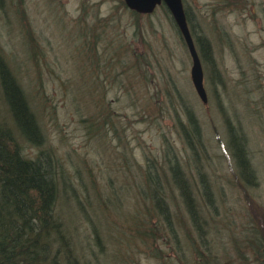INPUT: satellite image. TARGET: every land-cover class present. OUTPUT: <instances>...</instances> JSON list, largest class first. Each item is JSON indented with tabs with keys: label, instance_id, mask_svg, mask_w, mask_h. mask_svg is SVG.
Instances as JSON below:
<instances>
[{
	"label": "rangeland",
	"instance_id": "obj_1",
	"mask_svg": "<svg viewBox=\"0 0 264 264\" xmlns=\"http://www.w3.org/2000/svg\"><path fill=\"white\" fill-rule=\"evenodd\" d=\"M262 1L183 0L199 54L202 38L215 60H202L204 103L166 5L138 13L124 0H0V48L45 136L22 141L23 150L50 153L55 211L78 264H264ZM0 113L10 123L1 94ZM233 135L252 179L239 171ZM175 163L202 206L203 234ZM149 171L165 189L169 219L146 193Z\"/></svg>",
	"mask_w": 264,
	"mask_h": 264
},
{
	"label": "trees",
	"instance_id": "obj_2",
	"mask_svg": "<svg viewBox=\"0 0 264 264\" xmlns=\"http://www.w3.org/2000/svg\"><path fill=\"white\" fill-rule=\"evenodd\" d=\"M185 11L189 22L191 17L186 8ZM199 46L200 57L214 62L210 44L199 38ZM0 94L10 118L9 123L0 113V264H78L71 237L55 211L59 180L50 153L44 155L42 152L36 158L24 153L22 141L40 145L45 136L37 111L1 48ZM189 119L196 126L192 114ZM184 132L188 137V132ZM241 141V136L233 135L231 145L239 171L249 180L254 175V168ZM171 167L193 222L203 234L204 228L199 222L204 219L202 206L193 184L178 163ZM147 175L150 188L146 193L151 195L161 215L169 219L171 212L165 189L150 171ZM200 175L205 181L203 191L209 196L208 200H213V191L204 172L200 171ZM62 260L65 262L61 263Z\"/></svg>",
	"mask_w": 264,
	"mask_h": 264
},
{
	"label": "water",
	"instance_id": "obj_3",
	"mask_svg": "<svg viewBox=\"0 0 264 264\" xmlns=\"http://www.w3.org/2000/svg\"><path fill=\"white\" fill-rule=\"evenodd\" d=\"M126 5L138 13H151L160 4H165L181 32L189 52L192 57L191 78L195 90L201 100L206 103L208 101V93L204 81V69L202 60L196 46L193 34L191 32L187 19L183 0H124Z\"/></svg>",
	"mask_w": 264,
	"mask_h": 264
},
{
	"label": "flooded vegetation",
	"instance_id": "obj_4",
	"mask_svg": "<svg viewBox=\"0 0 264 264\" xmlns=\"http://www.w3.org/2000/svg\"><path fill=\"white\" fill-rule=\"evenodd\" d=\"M262 3H264V0L262 1ZM191 29V28H190ZM201 60H203L202 58H201ZM202 64H203V62H202Z\"/></svg>",
	"mask_w": 264,
	"mask_h": 264
}]
</instances>
